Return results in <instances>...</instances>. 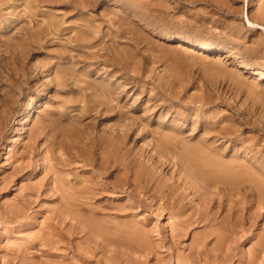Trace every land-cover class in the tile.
I'll list each match as a JSON object with an SVG mask.
<instances>
[{"label": "rangeland", "instance_id": "1", "mask_svg": "<svg viewBox=\"0 0 264 264\" xmlns=\"http://www.w3.org/2000/svg\"><path fill=\"white\" fill-rule=\"evenodd\" d=\"M178 42L185 45L175 46ZM64 80L67 83L62 82ZM105 92L112 105L126 111L124 120L128 119L127 124L134 132L125 140H129L126 143L130 154L137 156L136 151L141 154L137 157L139 162L145 163L148 157L155 158L154 141H162V146L179 144L175 152L163 151L159 153L160 157L156 156L164 162L157 170L163 178L170 176L169 182L177 180L181 183L183 177L174 157L181 153L192 154L196 148L205 150L209 145L210 148L216 146L217 152L222 153L218 156L222 164L231 165L229 160L239 157L237 160L245 164L240 168L244 180L250 181L248 177L251 178L253 173L256 176L252 178L254 182H264V168H261L264 164V0H0V185L5 179L14 180L8 184L10 188L3 186L0 189V210L16 201L18 194L26 191V187H32L30 185H35L30 198L36 200L33 205L38 210L33 225L21 227L17 221H12L13 217L2 219L0 264L5 263V250L13 252L17 249L18 252V245L24 247L23 244H28L29 236L37 234L35 232L40 229L49 230L47 224L52 222L49 216L60 199L65 201L66 198L67 201L70 194L79 195L81 192L89 197L83 193L82 197L79 195L85 204L111 212L110 216H113L106 218L140 220L143 229L150 230V246L156 245L153 251L149 255L141 250L130 252L133 253L131 256H139L144 262L141 264H186L188 261L192 264H264V246H261L264 243L259 242L264 237V204L250 198L252 196L245 188L231 193L226 188L218 190L211 186L206 191L207 197H201L199 190H185L180 184L182 189L179 191L187 196L180 198L176 206L169 199L158 196L157 187L162 185L153 175L149 192L139 193L145 198V204L141 205L112 186L116 176L98 174L100 171L96 165H85L79 151L86 150L82 139L89 132L114 127L121 121L119 114L114 113L108 119H104L108 113L92 118L93 112H88L89 115L85 112L78 118V113L93 103L91 98L83 96L84 93L101 100L105 96L108 100ZM64 112L66 116L62 117ZM206 142L210 144L206 145ZM202 143L207 147H202ZM96 154L100 156L99 150ZM170 154L174 156L171 158ZM169 159L173 162L169 163ZM249 162L260 170L250 167ZM138 163L128 164L131 166L129 180L138 172L133 183L138 179L145 182L141 174L144 168ZM21 164H25L22 172L11 177L12 171ZM114 173L117 174L115 170ZM46 181L50 182L49 185ZM97 182L108 189H98L99 186L94 184ZM89 183L90 187L82 190ZM153 185H157V190ZM124 186L129 189L132 185ZM76 190L79 193H75ZM60 192L66 193V197L65 194L60 196ZM35 193L41 194L37 197ZM75 198V195L69 197L74 205L82 201H75ZM111 204L114 206L110 207ZM121 206L124 207L122 211H126L120 212ZM252 210L259 211L257 217L254 216L255 221L248 219L254 213ZM114 212H127L128 215L117 217L119 215ZM222 212L225 213L222 215ZM249 222L254 224L250 226ZM172 228L180 232L174 243L170 242L173 240L170 237ZM222 235L228 239H223ZM216 239H220L218 245L221 246L220 250L213 252L212 248L218 247ZM74 240L80 241L78 238ZM168 242L173 243L172 248ZM56 244L52 243L49 250L58 253L59 260L67 252L68 259L74 258L80 263L76 254L62 243ZM37 245L29 249L35 257L39 254L35 260L50 258L49 255L40 256L41 245ZM47 249L45 253L49 251ZM102 256L99 252L95 257ZM221 257H225V261ZM12 261L10 264L20 263V257ZM116 262L111 264L122 261ZM123 264L140 262L128 260Z\"/></svg>", "mask_w": 264, "mask_h": 264}, {"label": "bare ground", "instance_id": "2", "mask_svg": "<svg viewBox=\"0 0 264 264\" xmlns=\"http://www.w3.org/2000/svg\"><path fill=\"white\" fill-rule=\"evenodd\" d=\"M255 24V23H254ZM82 38V37H81ZM96 39V38H95ZM83 40H85L83 38ZM185 45V44H184ZM182 44V42H178L175 46L177 47H182L184 46ZM29 46V45H28ZM207 48V47H205ZM208 50H210L211 48H207ZM16 50V49H15ZM16 59V58H15ZM107 60H109L107 58ZM29 62V61H28ZM35 64V63H34ZM64 72V70L62 71ZM59 74V73H58ZM68 74V73H66ZM77 74V73H76ZM74 75V74H73ZM69 76V74H68ZM71 76V74H70ZM65 78V77H64ZM73 77L71 78H68L69 80H71ZM67 79V81H69ZM54 80V79H53ZM62 80V79H61ZM57 81V80H56ZM62 82H66L65 80L62 81ZM67 83V82H66ZM72 83V82H71ZM53 84V83H52ZM62 84V83H61ZM89 84V83H88ZM87 84V85H88ZM49 85V84H47ZM65 85V84H64ZM73 85V84H72ZM30 86V85H29ZM63 86V84H62ZM83 87H81L82 89ZM105 88V87H104ZM76 89V88H75ZM91 90V89H90ZM76 91V90H75ZM82 91V90H81ZM101 91V90H100ZM80 92V91H79ZM102 92V91H101ZM107 92H108V89H107ZM28 93V92H27ZM106 93V92H105ZM110 93V92H109ZM93 94H96L95 92ZM101 94V93H100ZM103 94V93H102ZM101 94V96H102ZM111 94V93H110ZM105 95V94H104ZM16 96V95H15ZM83 96H85L86 98H91L93 100V103L91 102H88V103H91V105H86L85 108H83V112H79L78 113V118H81L82 116H84L86 113L88 114V112H93L94 114H92V118L94 117H99V116H102L104 115L105 113H108L104 115V119H108L110 117L113 116V113L114 114H119V118L121 119L120 122H118L116 125H117V128H114V127H111L109 126L107 128L105 127H102V128H99L98 131L96 132H89L87 137L85 139H82V142L84 144V148L86 150H79L80 151V155L83 156V159H84V162L85 165L86 164H91L93 167V165H96V169L99 170L100 172L98 174H105V176H116L117 178H115L114 180V183L112 184L113 187L119 189V190H122L126 195L125 196H129V197H132L134 199V201H137L138 203H140L141 205H144L145 204V198L144 196L141 197L140 196V192H143L144 193H147L149 192V190L152 188V186L150 185L149 181H152V178H153V175L154 177L156 176V178L158 179V181L161 183V188L158 186V190L155 188L156 186H154L153 188L156 189L157 191H160V195L158 194L159 197H161V199L163 197H165L166 199L165 200H168L169 201H172V203L176 205L177 201L181 199H184L186 196H187V193L183 192V191H179V189H190V188H195L197 189V191L199 190V193L201 197H205L206 196V191L209 190L208 188L211 189V186H214L216 188H218V190H221V188H226V190H228L229 192L233 193V192H236L238 190V188H245L247 193L250 194L252 197L250 198H253L254 201H257L258 204L261 203L264 204V182L261 181V180H257L258 183L254 182L253 181V177H254V174L252 173L251 174V178H249V180L251 181H248V179L244 180V175L242 173H240L241 169L242 168L241 166L245 165V164H241L239 160H237V158L239 157H234V159L232 160H229L231 163V165H229V163H224L222 164V159H220V155H222V153L220 152H217L219 149H216V146L215 147H212L209 148L207 146L206 149L208 151L203 150L202 148H196V151L193 150L192 151V154H183L181 153V155H179V157L175 158V163L176 165L179 166V169L181 171V173H183V177L181 178V183H177V180L175 181H171L169 182L167 179L170 177H168L167 179L166 178H163L161 175H160V171L157 170L158 166H160V164L163 165L162 161L163 160H159L158 158L156 159V156L160 157L161 155L159 154L160 152L162 153L163 151H167V153H169L170 151L172 152L174 150L175 152V147L179 146V144L177 143H168L166 144L165 146H162L161 143H163L161 141V143H157V142H153L154 143V146L156 147L155 149V158H150L146 156V162L145 163H141L137 160V157L139 158V154L137 153L136 151V154H130L132 152L128 151L129 150V144L127 145L126 142H128L127 140H125L127 137H130L131 134H133L132 132V129L131 127L128 126L127 124V121L124 120L125 116V112L124 110H121L119 109L120 107H118V109L115 107V105H112L110 103V96L106 93V97H108V100H106L105 96H103L102 100L101 99H98V98H94L95 96H91V94H86L84 93ZM88 96V97H87ZM115 97V96H114ZM116 98V97H115ZM91 101V100H90ZM72 103V102H71ZM117 105V104H116ZM119 106V105H118ZM121 106V105H120ZM123 107V106H121ZM82 111V109L80 110ZM86 112V113H85ZM10 114V113H9ZM61 114V113H60ZM4 115V114H3ZM89 115V114H88ZM91 115V114H90ZM61 116H66V113L64 112V114H61ZM68 116V115H67ZM9 117V116H8ZM11 117V116H10ZM90 117V116H89ZM6 118V117H5ZM103 117H101L102 119ZM8 119V118H6ZM10 119V118H9ZM100 119V118H99ZM98 119V120H99ZM58 120V119H57ZM79 120V119H78ZM119 120V119H118ZM117 120V121H118ZM126 122H124V121ZM7 121V120H6ZM80 121V120H79ZM84 121V120H83ZM123 121V122H122ZM41 122V121H40ZM95 122V121H94ZM44 123V122H43ZM89 123V122H88ZM77 124V123H76ZM81 124V123H80ZM112 125V123H110ZM142 124V123H141ZM48 125V124H47ZM89 125V124H88ZM130 125V124H129ZM133 125V124H132ZM133 127V126H132ZM44 128V127H42ZM138 128V127H137ZM136 128V130H137ZM45 129V128H44ZM43 129V130H44ZM83 129V128H82ZM40 130V129H39ZM50 130V129H49ZM91 130V129H90ZM143 130V128H142ZM158 130V128H157ZM14 131V130H13ZM131 131V132H130ZM152 131V130H151ZM36 132V131H35ZM39 132V131H38ZM48 132V131H47ZM84 132V131H83ZM115 132V133H114ZM161 132V131H160ZM30 133V132H29ZM37 133V132H36ZM40 133V132H39ZM49 133V132H48ZM136 133V132H135ZM151 133V132H150ZM153 133V132H152ZM205 134V132H203ZM32 134V133H31ZM31 134H29L31 136ZM203 134V136H204ZM28 135V136H29ZM61 135V134H60ZM202 135V134H201ZM38 136H36L37 138ZM80 137V136H79ZM208 137V136H207ZM32 138V136L30 137V139ZM172 138V137H171ZM205 138V137H204ZM6 139V138H5ZM33 139V138H32ZM155 139V137H154ZM165 139V138H164ZM170 139V138H169ZM175 139V138H174ZM181 139V138H180ZM206 139V138H205ZM28 140V139H27ZM85 140V141H83ZM158 140V139H157ZM163 140V138H162ZM168 140V139H167ZM34 141V140H33ZM54 141V140H53ZM165 141V140H164ZM170 141V140H169ZM172 141V140H171ZM179 143H181L180 141L181 140H178ZM209 141V140H208ZM3 142V141H2ZM51 142V141H50ZM64 142V141H63ZM201 142V141H200ZM214 142V141H213ZM37 143V142H36ZM129 143V142H128ZM215 143V142H214ZM213 143V144H214ZM177 144V145H176ZM198 144V143H196ZM201 144V143H200ZM210 144L206 142V145ZM212 144V145H213ZM31 145V144H30ZM34 145V144H33ZM127 145V146H126ZM164 145V144H163ZM32 146V145H31ZM80 147H82V145H79ZM153 146V147H154ZM186 146V145H185ZM202 147L203 146V143L201 145ZM129 147V148H128ZM180 147V146H179ZM184 147V146H183ZM187 147V146H186ZM204 147V148H205ZM218 147V146H217ZM32 148H34V146H32ZM73 148V147H72ZM143 148V147H142ZM189 147L186 148V150L188 149ZM52 149H53V146H52ZM56 149V148H55ZM132 149V148H131ZM145 149V148H144ZM179 149V148H177ZM26 150V149H25ZM99 150V155L96 154V152ZM51 151V150H50ZM133 151V150H132ZM169 151V152H168ZM189 151V150H187ZM186 151V152H187ZM130 152V153H129ZM180 152V151H179ZM59 153V152H58ZM142 153V152H141ZM190 153V152H189ZM220 153V154H219ZM47 154V153H46ZM166 154V153H165ZM180 154V153H179ZM218 154V155H217ZM239 154V153H238ZM58 154L56 153V156ZM79 155V156H80ZM95 155V156H94ZM131 155V156H130ZM171 158L172 156H174L173 154H170ZM176 155V154H175ZM94 156V157H93ZM237 156V155H236ZM242 156V155H240ZM43 157V156H42ZM46 157V156H45ZM53 157V156H52ZM59 157V156H58ZM73 157V156H71ZM75 157V156H74ZM96 157V158H95ZM222 157V156H221ZM248 157V156H247ZM262 157V156H261ZM264 157V156H263ZM54 158V157H53ZM80 158V157H79ZM82 158V157H81ZM232 158V157H231ZM55 159H60V158H55ZM67 159V158H66ZM261 159V158H260ZM46 160V159H45ZM62 160V159H60ZM173 159H169V163L170 162H173L172 161ZM251 160V159H250ZM256 160V159H255ZM254 160V162H255ZM58 161V160H57ZM63 161V160H62ZM141 161V160H140ZM225 162V160H223ZM227 161V162H229ZM233 161V162H232ZM249 161V160H248ZM257 161V160H256ZM70 162V161H69ZM68 162V163H69ZM82 162V160H81ZM133 162L135 163H138L140 164L143 168H144V171L141 173L143 174V177H145V182L143 181H140L138 178L137 180V183H133V179H135V176L138 175V172H135L136 174L133 175L134 178L131 180H129V175L128 173L130 172L131 170V166L128 165V164H133ZM166 162V161H165ZM264 162V161H263ZM30 163V162H29ZM57 163V162H56ZM76 163V162H75ZM174 163V164H175ZM257 163V162H256ZM261 163H262V160H261ZM71 164V163H70ZM251 164V166H250ZM254 164V163H253ZM22 165V164H21ZM25 165V164H24ZM24 165L22 166H19V168L17 169H14L12 171V175L11 177H13L14 175H18L22 172V170L24 169ZM27 165V164H26ZM40 165V164H39ZM48 165V164H47ZM55 165V164H54ZM62 165V163H61ZM66 165V164H65ZM82 165V164H81ZM136 165V164H135ZM138 165V166H140ZM175 165V166H176ZM247 165V164H246ZM262 165V166H261ZM261 168H264V164H261ZM67 166V165H66ZM90 166V165H89ZM130 166V167H129ZM140 166V167H141ZM249 166L250 167H256L255 165H252L251 162H249ZM16 167V166H15ZM14 167V168H15ZM33 167V166H32ZM45 167V166H43ZM42 167V168H43ZM139 167V168H140ZM174 167V166H173ZM245 167V166H243ZM37 168V167H36ZM46 168V167H45ZM82 168V167H80ZM95 168V167H94ZM137 168V167H136ZM247 169H250L248 166L246 167ZM257 168V167H256ZM72 169V168H70ZM138 169V168H137ZM258 169V168H257ZM55 170V169H53ZM52 170V171H53ZM114 170L117 172V174H113ZM134 170V169H133ZM136 170V169H135ZM134 170V171H135ZM161 170V169H160ZM178 170V169H177ZM246 170V169H245ZM260 170V169H258ZM263 170V169H262ZM40 171V169H39ZM43 171V169H42ZM46 170H44L45 172ZM56 171V170H55ZM137 171V170H136ZM172 171V170H171ZM179 171V172H180ZM249 171V170H247ZM49 172V171H48ZM54 172V171H53ZM74 172V171H73ZM72 172V174H73ZM96 172V171H95ZM176 172V171H175ZM94 173V172H93ZM118 173H120L118 175ZM140 173V172H139ZM162 173V172H161ZM180 173V174H181ZM211 173H213L211 175ZM251 173V172H249ZM248 173V175H249ZM256 173V172H255ZM264 173V172H263ZM11 173H9L10 175ZM44 174V173H43ZM62 174V173H61ZM76 174V173H75ZM133 174V173H132ZM179 174V173H178ZM258 174V173H257ZM7 175V176H9ZM48 175V174H47ZM64 175V174H63ZM78 175V174H77ZM76 175V176H77ZM211 175V176H210ZM4 176V175H3ZM41 176V175H40ZM54 176V175H53ZM83 176V175H82ZM86 176V175H85ZM99 176V175H98ZM132 176V175H131ZM130 176V177H131ZM142 176V175H141ZM181 176V175H180ZM11 177H8V178H11ZM19 177V176H18ZM51 177V176H49ZM63 177V176H62ZM89 177V176H88ZM113 177V178H114ZM211 177V178H210ZM247 177V176H246ZM256 177V176H255ZM254 177V178H255ZM259 177V176H258ZM3 178V177H2ZM5 178V177H4ZM14 178V177H13ZM57 178V177H56ZM60 178V177H59ZM65 178V177H64ZM103 178V177H102ZM160 181V179H162ZM178 178V177H177ZM180 178V177H179ZM42 179V178H40ZM50 179V178H49ZM55 179V178H54ZM89 179V178H88ZM91 179V178H90ZM95 179V178H94ZM4 180V179H3ZM2 180V182H3ZM13 180V179H12ZM12 180H9V179H5L4 182H3V185L1 186L0 185V189L4 186V188H10V185H8ZM87 180V179H86ZM142 180V179H141ZM156 180V179H155ZM14 181V180H13ZM40 181V180H39ZM38 181V183H39ZM56 181V180H54ZM67 181V180H66ZM85 181V180H84ZM90 181V180H89ZM91 181H94V180H91ZM158 181H157V184H158ZM246 181V182H245ZM44 182V181H43ZM42 182V183H43ZM48 183V181H46ZM65 182V180H64ZM68 182V181H67ZM83 182V181H82ZM96 182V181H95ZM99 182V181H98ZM97 183H94L97 187L99 186L98 189H101L102 187V184H98ZM101 182V181H100ZM109 182V181H108ZM36 183V182H35ZM54 183V182H53ZM57 183H60L59 181ZM63 183V182H62ZM86 183V181L84 182ZM93 183V182H91ZM110 183V182H109ZM227 183V184H226ZM44 184V183H43ZM83 184V183H82ZM124 184H128L129 186L130 185H134L133 187L130 186L129 189H128V186L127 188H125ZM154 184V183H153ZM180 184H183L182 185V188L180 186ZM14 185V184H13ZM40 185V184H38ZM37 185V186H38ZM55 185V184H54ZM58 185V184H57ZM61 185V184H60ZM70 185V184H69ZM93 185V184H92ZM240 185V187H239ZM32 187H26V191H22L20 192V194H18V198L17 200L15 201H12L13 203L10 205H5L2 206L4 207V209L2 208L0 210V222H2V219H4L5 217H13L12 221H17L19 223V226L21 224V227H23L24 225H33L34 223V220H33V217H36L37 215V211L38 210H35L34 209V202L36 201L34 198H30L33 194L34 191L33 188L35 187V185H30ZM46 186V185H45ZM44 186V187H45ZM52 186V184H51ZM59 186V185H58ZM63 186V185H62ZM65 186V185H64ZM63 186V187H64ZM82 186V185H81ZM80 186V188H81ZM123 186H124V189L123 190ZM39 187V186H38ZM42 187V186H41ZM53 187V186H52ZM57 188V186H54ZM53 187V188H54ZM62 187V189L60 187L61 190H63L64 188ZM77 187V185H76ZM90 187V183L87 185L85 184L83 186V189L82 190H85L88 189ZM92 187V186H91ZM105 186H103L102 188L104 189ZM108 187V186H107ZM105 187V188H107ZM111 187V186H110ZM109 187V188H110ZM163 187H166V191L164 190ZM37 188V187H36ZM52 188V189H53ZM66 188V187H65ZM70 188V187H69ZM95 190H96V187H94ZM93 188V189H94ZM35 189V188H34ZM39 189V188H37ZM51 189V187H50ZM49 189V190H50ZM59 189V190H60ZM67 189V188H66ZM77 189V188H76ZM97 189V190H98ZM108 189V188H107ZM40 190V189H39ZM44 191V189H42ZM47 190V189H46ZM71 190L70 189V192L71 193ZM73 190L75 191V189L73 188ZM91 190V189H90ZM90 190H88L87 192L90 194ZM155 190V191H156ZM56 191H58L56 189ZM72 191V192H74ZM80 191V189H79ZM94 191V190H93ZM92 191V192H93ZM102 191V190H101ZM100 191V193H101ZM121 191V192H122ZM165 191V192H164ZM196 191V192H197ZM239 191V190H238ZM244 191V190H243ZM49 192V191H48ZM54 192V191H53ZM63 192V191H62ZM60 192V193H62ZM65 192V191H64ZM68 192V191H66ZM96 192V191H95ZM104 192V190L102 191V193ZM154 192V191H153ZM194 192V191H193ZM51 193V192H50ZM55 193V192H54ZM75 193H79L78 190H76ZM83 193V192H81ZM80 193V194H81ZM86 193V192H85ZM98 193V192H97ZM99 193V194H100ZM152 193V192H151ZM32 194V195H31ZM41 194V193H40ZM40 194H36L35 195L37 197L40 196ZM64 197H66V193H62L60 194V196L64 195ZM79 194V195H80ZM92 194V193H91ZM157 194H155L157 196ZM213 194V193H212ZM31 195V196H30ZM53 195V194H52ZM71 195H75L76 198H75V201H80L81 199L79 198L80 196L76 195V194H70V196H68L67 198L69 199V197H71ZM83 195H85L83 193ZM87 195V194H86ZM85 195V196H86ZM221 195V194H220ZM51 196V195H50ZM91 196V195H89ZM95 196V195H94ZM154 196V195H153ZM210 196V195H209ZM45 197V195H44ZM81 197H82V194H81ZM200 197V198H201ZM207 197V196H206ZM16 198V197H15ZM50 198V197H49ZM59 198V197H58ZM86 197H84L85 199ZM87 198L88 195H87ZM127 198V197H126ZM191 198V197H190ZM210 198V197H209ZM66 201V198L64 199L65 201H58L57 205L53 208L52 210V213L50 214L49 217L52 218V222H49L47 224L48 225V231H45L43 229H40L38 232H35L37 234H33V236H29V239L27 240L28 241V244L26 243L23 244L24 247L20 246V244L18 245V252L16 250H14L13 252H10V249L7 250L9 252H6L5 250V253H4V256H6L5 260L3 262L5 263H1V264H10V262L12 261V259H15V258H19L20 257V263H18V261L16 263L18 264H81V263H84V264H91L92 261H94L95 263L94 264H102V263H105V264H111V263H115L117 260L118 261H122V262H116L117 264H123L124 262H128V260H132V261H138L142 262V260L140 258H138L137 256H131V254L133 255V253H130V252H133L134 250L138 251V250H141V251H145L147 254L152 252L153 251V248L156 246L155 244H153V248H151L150 246V239H151V234H150V230H144L143 228V223L140 221V220H127L128 218H121L120 220H110L106 217H111L113 215L110 216L111 212L109 211H103V209H98L94 206H88L87 204H85V202H83V199L82 201L79 203H76L74 205V203L72 202L71 199H69ZM150 199V198H149ZM153 199V198H152ZM160 199V200H161ZM164 199V198H163ZM206 199V198H205ZM74 200V198H73ZM86 200V199H85ZM158 200V199H156ZM199 200V199H198ZM209 200V199H208ZM223 200V198H222ZM43 201V200H42ZM74 201V202H75ZM125 201V200H124ZM130 201V200H129ZM182 201V200H181ZM207 201V200H206ZM205 201V202H206ZM210 201V200H209ZM212 201V199H211ZM214 201V200H213ZM220 201V199H219ZM227 201V200H226ZM230 201V200H229ZM55 202V201H54ZM126 202V201H125ZM152 202V201H150ZM149 202V203H150ZM160 202V201H159ZM164 202V201H163ZM201 202V201H200ZM208 202V201H207ZM99 203V202H98ZM135 203V202H134ZM137 203V204H138ZM199 203V202H198ZM203 203V202H201ZM240 203V202H239ZM56 204V203H55ZM54 204V205H55ZM100 204V203H99ZM117 204V203H116ZM133 204V203H132ZM131 204V205H132ZM151 204V203H150ZM158 204V203H157ZM178 204V203H177ZM200 204V203H199ZM218 204V203H216ZM226 204V203H225ZM231 204V203H230ZM228 204V205H230ZM236 203H234L235 205ZM242 205V203H240ZM4 205V204H3ZM102 205V204H101ZM113 204L110 205V207H112ZM121 205V203L119 204ZM127 205V204H125ZM156 205V204H155ZM186 205V204H185ZM201 205V204H200ZM224 205V204H223ZM237 205V204H236ZM251 205V204H250ZM39 206V205H38ZM114 206V205H113ZM124 206V204H123ZM149 206V204H148ZM151 206V205H150ZM177 206V205H176ZM119 207V206H118ZM122 207V206H121ZM127 207V206H126ZM129 207V205H128ZM133 207H135L133 205ZM160 207V206H159ZM164 207V206H163ZM187 207V206H186ZM216 208V206H214ZM222 207V206H221ZM226 207V206H225ZM236 207V206H235ZM262 207V206H260ZM99 208H102V207H99ZM124 207L122 208H119L121 210H119L120 212H123V211H126L125 209L122 211ZM228 207H226L227 209ZM49 209V208H48ZM51 209V208H50ZM49 209V210H50ZM111 209V208H110ZM118 209V208H117ZM150 209V208H149ZM157 209V208H156ZM160 209V208H159ZM158 209V211H159ZM170 209V207H169ZM173 209V208H172ZM202 209V208H201ZM206 209V208H205ZM214 209V208H213ZM211 209V210H213ZM244 209V208H243ZM254 209V208H253ZM264 209V208H263ZM31 210V211H30ZM106 210V209H105ZM135 210V209H134ZM137 210V209H136ZM167 210V209H166ZM175 210V209H174ZM180 210V209H179ZM188 210V209H187ZM209 210V209H208ZM216 210V209H215ZM225 210V209H224ZM232 210V209H231ZM237 210V209H235ZM241 210V209H240ZM251 210V209H250ZM161 211V210H160ZM198 211V210H196ZM210 211V210H209ZM208 211V212H209ZM239 211V210H238ZM243 211V210H242ZM253 211V210H252ZM181 212V211H180ZM183 212V211H182ZM216 212V211H214ZM226 212V210H225ZM225 212H222V215L225 213ZM254 213H249L250 215H252L250 218H248L249 220L252 219L253 221H255V217H257V214L256 213H259V211H253ZM116 213V212H114ZM118 213V212H117ZM116 213V216L117 217H124L126 215H128L127 212L125 213H121V214H117ZM201 213V212H200ZM229 213V211H228ZM197 214V213H196ZM195 214V215H196ZM212 214V213H211ZM237 214V213H236ZM171 215V214H170ZM194 215V217H195ZM199 215V213H198ZM249 215V216H250ZM189 216V214H188ZM206 216V215H205ZM220 216V215H219ZM233 216V215H232ZM243 216V215H242ZM247 216V215H246ZM245 216V217H246ZM137 217V216H136ZM200 217V216H199ZM235 217V216H234ZM186 218V217H185ZM202 218V217H200ZM204 218V217H203ZM232 218V217H231ZM239 218V217H238ZM244 218V217H243ZM242 218V219H243ZM7 219V218H6ZM9 219V218H8ZM7 219V221H8ZM131 219V218H130ZM136 219V218H135ZM247 219V218H246ZM235 220V219H234ZM251 220V221H252ZM6 221V220H5ZM36 221V220H35ZM183 221V220H182ZM207 221V220H206ZM226 221V220H225ZM233 221V220H231ZM239 221V220H238ZM176 222V221H175ZM187 222V221H186ZM223 222V220H222ZM240 222V221H239ZM15 223V222H14ZM179 223V222H178ZM182 223H185L182 222ZM188 223V222H187ZM203 223V222H202ZM250 223V222H249ZM253 223V222H252ZM252 223H250V226L252 225ZM1 224V223H0ZM61 224L63 226H61ZM181 224V223H179ZM215 224V223H214ZM218 224V223H217ZM220 224V223H219ZM225 224V223H224ZM254 224V223H253ZM17 225V224H16ZM244 225V224H243ZM248 225V224H247ZM18 226V225H17ZM171 226V225H170ZM226 226V225H225ZM232 226H233V223H232ZM236 226V225H234ZM12 227V226H11ZM183 227V225H182ZM189 227V226H188ZM26 228V227H25ZM176 228V226L174 227ZM179 228V227H178ZM226 228V227H225ZM171 229V228H170ZM173 229V228H172ZM214 229V228H213ZM222 229V228H221ZM227 229V228H226ZM10 230V229H9ZM178 229H173L171 230L170 232V237L171 239H173L172 241L170 242H176L175 240H177V236L180 235V232L177 231ZM207 230V229H206ZM217 230V229H216ZM237 230V229H236ZM240 230V229H239ZM10 232V231H9ZM8 232V233H9ZM214 232V231H213ZM217 232V231H216ZM196 233V232H195ZM206 233V232H205ZM31 234V233H30ZM199 234V233H198ZM169 235V234H168ZM217 236V235H216ZM194 237V236H193ZM206 237V236H205ZM222 237H224V235H222ZM261 237V236H260ZM75 238H78L80 241V243H85L84 246H81V244H79V242L75 241L74 239ZM264 239V237H262ZM262 238H261V241L259 242H262ZM170 239V240H171ZM194 239V238H193ZM218 239V238H217ZM216 239V241H217ZM223 239H228V238H223ZM197 240V239H196ZM194 240V241H196ZM201 240V239H200ZM203 240V238H202ZM206 240V239H205ZM220 240V239H219ZM217 241L216 242V245H218V243H220V241ZM26 241V240H25ZM26 241V242H27ZM193 241V242H194ZM24 242V241H23ZM202 242V241H201ZM228 242V241H227ZM52 243H57L56 245H59L60 243H62L65 247L68 248V250L70 252H72L73 254H76L78 256L77 258V261H79L80 263L76 262V259L74 260V258H71V259H68V256L65 255V253L67 252H64V255L62 254V259L59 260V258H57L58 256V253L54 252V251H50V247H51V244ZM172 243V244H173ZM198 243V242H197ZM222 243V242H221ZM261 243V244H262ZM39 244L41 245L39 250H40V256L41 255H49L50 258H48L47 260H41L40 258L38 260H35L36 257L34 256V254H32V250H29L30 248H33V247H36V245ZM61 244V245H62ZM172 244H170L168 242V245L172 246ZM202 244V243H200ZM227 244V243H226ZM258 244V243H257ZM256 244V245H257ZM4 245V244H3ZM37 245V246H39ZM149 245V246H148ZM191 245V244H190ZM189 245V246H190ZM195 245V244H194ZM2 246V245H1ZM47 246V248H46ZM170 246V247H171ZM199 246V245H198ZM202 246V245H201ZM221 246V244H220ZM216 248L215 246L212 248L213 252H215V250H218L219 247ZM226 248H227V245H224ZM253 246V245H252ZM262 247L264 246L263 244L261 245ZM4 247V246H3ZM45 247V248H44ZM53 247H57V246H53ZM193 247V246H192ZM230 246L228 245V248ZM258 247V246H257ZM151 248V249H150ZM172 248V247H171ZM190 248V247H189ZM6 249V248H5ZM11 249H14V248H11ZM36 249V248H35ZM47 251L45 253V251ZM57 249V248H56ZM55 249V250H56ZM176 249V248H175ZM222 249V247H221ZM256 249V248H255ZM259 249V247H258ZM256 249V250H258ZM261 249V248H260ZM52 250V249H51ZM54 250V248H53ZM61 250V249H59ZM58 250V251H59ZM172 250V249H171ZM220 250V249H219ZM226 250V249H224ZM230 250V249H229ZM233 250V249H232ZM134 251V252H135ZM231 251V250H230ZM261 251V250H260ZM3 252V251H2ZM60 252V251H59ZM101 252L104 256V259L103 256L102 258H98V257H95L97 253ZM192 252V251H191ZM203 252V251H202ZM209 252V251H208ZM252 252V251H251ZM259 252V251H257ZM130 253V254H129ZM137 253V252H136ZM172 253V252H171ZM211 253V252H210ZM222 253V252H221ZM228 253V252H226ZM249 253V252H248ZM260 253V252H259ZM32 254V255H31ZM61 254V252H60ZM191 254V253H190ZM204 254V253H203ZM208 254V253H207ZM214 254V253H213ZM223 254V253H222ZM229 254V253H228ZM71 255V253H70ZM149 255V254H148ZM202 255V254H201ZM3 256V255H2ZM3 256V257H4ZM39 256V257H40ZM171 256V255H170ZM193 256V255H191ZM215 256V255H214ZM231 256V255H230ZM52 257V258H51ZM56 257V258H55ZM60 257V256H59ZM177 257V256H176ZM182 257V256H181ZM194 257V256H193ZM237 257V256H236ZM253 257V256H252ZM2 258V257H1ZM42 258V257H41ZM46 258V257H45ZM45 258H42V259H45ZM160 258V257H159ZM186 258V257H185ZM189 258V257H187ZM222 258V257H221ZM229 258V257H228ZM262 258V257H261ZM3 259V258H2ZM24 259V260H23ZM194 259V258H193ZM224 259L225 261V257L222 258ZM19 260V259H18ZM186 260V259H185ZM164 261V260H163ZM182 261V260H181ZM188 261V260H187ZM193 261V260H192ZM197 261V260H196ZM222 261V260H221ZM223 261V262H224ZM2 262V261H1ZM13 262V261H12ZM166 262V261H165ZM168 262V261H167ZM180 262V260H179ZM178 262V263H179ZM203 262V261H202ZM207 262V261H206ZM248 262V261H247ZM15 263V261H14ZM15 263V264H16ZM144 263V262H142ZM170 263V262H169ZM186 263V262H184ZM197 263V262H196ZM251 263V262H250ZM248 263V264H250ZM159 264H164V263H159ZM166 264V263H165ZM186 264H192V262L189 263V261L186 263ZM203 264V263H202Z\"/></svg>", "mask_w": 264, "mask_h": 264}]
</instances>
